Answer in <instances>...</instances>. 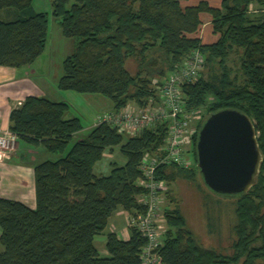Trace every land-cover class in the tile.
<instances>
[{"label":"trees","instance_id":"16d2710c","mask_svg":"<svg viewBox=\"0 0 264 264\" xmlns=\"http://www.w3.org/2000/svg\"><path fill=\"white\" fill-rule=\"evenodd\" d=\"M183 1L188 0H49L47 10L35 11L32 0H0V12L7 14L0 17V66L18 68L39 57L52 18L62 37L75 40L72 53L61 62L57 88L101 96L117 110L127 102L144 105L154 96L153 81L162 82L191 51L199 50L202 70L193 83L182 85L185 107L206 111L191 140L193 166L201 123L225 108L251 119L263 159L256 183L234 197L231 254L197 244L172 208L163 211L160 259L163 264H264V0H220L217 7L206 0ZM254 5L258 14L250 10ZM201 14L210 16L217 35L212 43L195 35ZM230 55L234 69L227 65ZM67 109L65 102L28 95L9 113L8 129L17 140L59 156L32 168L34 208L0 197V264H141L145 240L135 229L128 228L126 240L107 233L106 257L98 254L93 239L117 209L141 211L138 164L144 152L163 145L165 127L125 137L100 123L66 150L83 127L78 117L65 118ZM114 146L125 163L114 165L106 176L93 174V165ZM174 169L186 168L161 166L155 175L168 184Z\"/></svg>","mask_w":264,"mask_h":264},{"label":"built area","instance_id":"2783aa9c","mask_svg":"<svg viewBox=\"0 0 264 264\" xmlns=\"http://www.w3.org/2000/svg\"><path fill=\"white\" fill-rule=\"evenodd\" d=\"M203 62L204 56L199 50L191 51L162 82H153L154 96L144 105L127 102L115 110L109 103L94 118V125L105 123L127 137L157 125L165 127L163 145L154 152H144L138 164L140 175L135 179V185L140 192L136 202L142 209L138 214L124 211L127 228L135 229L145 240L139 254L141 264H163L159 250L166 221L160 204L168 184L155 173L161 166H193L189 151L201 112L185 107L182 85L198 78ZM16 141V135L9 130L0 131V158L8 156Z\"/></svg>","mask_w":264,"mask_h":264},{"label":"rangeland","instance_id":"374dc122","mask_svg":"<svg viewBox=\"0 0 264 264\" xmlns=\"http://www.w3.org/2000/svg\"><path fill=\"white\" fill-rule=\"evenodd\" d=\"M198 1L199 0L183 1L182 5H193ZM206 1L209 5L217 7L220 0ZM32 3L35 10L40 8V10L37 11H44L46 6H49V0H32ZM256 9V5L250 7L253 13ZM258 13L259 12H255L254 14ZM3 14V12L0 13L1 18H3ZM210 20L208 14L201 15L202 23L195 35L199 37L202 43H212L217 38V35L212 33ZM49 23L51 25L49 24L45 49L40 55L42 57H39L40 59L37 58L35 61L34 68L37 69L36 71H39L40 69H44L47 62H50L51 69L49 75L53 77L57 75V73H62L61 62L66 55L72 53L75 40L62 36L59 39L55 31L56 26L58 27L56 20L51 18L49 19ZM234 61L235 57L230 55L227 65L232 69L235 68ZM203 69L204 76L206 68ZM199 111L201 115H205L206 113L205 107L200 108ZM76 139L79 138L72 137L66 150ZM14 145L12 148L15 147ZM58 156V154H51L50 159H55ZM190 157H193L192 153H190ZM125 161L126 158L119 151V146H114L111 150H105L101 159L93 165V174L97 176H106L114 165L122 166ZM170 170L171 169H168L166 172L168 173ZM174 171V179L168 183L166 195L163 196V200L160 204L162 211L176 208L184 218L185 227L191 232L197 244L205 248L213 249L223 255L231 254V245L235 240L233 231V227L236 223V215L234 212L235 198L222 197L211 193L204 186L195 165L188 169H174ZM119 211L121 212L120 209H117L111 214L103 231L94 237L93 240L99 250H101L102 247L100 244L98 245V242L102 243L105 235L109 233L108 229L110 222L115 220L120 227L123 226L124 215H122L123 213H119ZM99 255L101 257L107 256V254Z\"/></svg>","mask_w":264,"mask_h":264},{"label":"crops","instance_id":"0c3cea01","mask_svg":"<svg viewBox=\"0 0 264 264\" xmlns=\"http://www.w3.org/2000/svg\"><path fill=\"white\" fill-rule=\"evenodd\" d=\"M47 8L48 6L44 10H47ZM37 10H40V8L35 11ZM5 17H7V14H3V18ZM55 31L60 39L59 27L56 26ZM37 58L31 64L18 68L0 66V131L9 130V113L14 109L20 108L26 96L33 95L67 103L68 109L65 113V118L78 117L83 122L82 129L72 137H83L86 131L94 126L95 116L105 110L109 102L103 97L94 94H79L59 90L56 83L61 74L57 73L53 77L49 75L50 62H47L44 69L36 71L34 64ZM14 146L8 156L0 158V197L17 200L30 208H34L32 168L38 162L50 159L51 154L41 145L32 146L19 140L16 141ZM120 210L121 212L119 211V213L124 215V211ZM123 217V226L120 227L114 220L110 222L108 230L118 238L126 240L129 237V231L125 215ZM93 244L98 254H107L104 247L105 238L102 243L98 242V245L100 244L102 247L101 250H99L94 240ZM1 251L2 246L0 245Z\"/></svg>","mask_w":264,"mask_h":264},{"label":"water","instance_id":"95a60500","mask_svg":"<svg viewBox=\"0 0 264 264\" xmlns=\"http://www.w3.org/2000/svg\"><path fill=\"white\" fill-rule=\"evenodd\" d=\"M251 119L230 108L208 114L195 141V166L213 194L234 198L257 181L262 162Z\"/></svg>","mask_w":264,"mask_h":264}]
</instances>
